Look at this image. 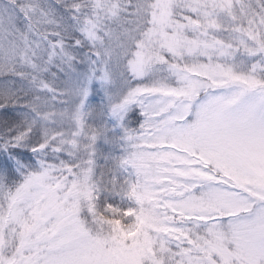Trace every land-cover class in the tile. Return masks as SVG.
Instances as JSON below:
<instances>
[{
  "label": "snow or ice",
  "instance_id": "snow-or-ice-1",
  "mask_svg": "<svg viewBox=\"0 0 264 264\" xmlns=\"http://www.w3.org/2000/svg\"><path fill=\"white\" fill-rule=\"evenodd\" d=\"M0 264H264V0H0Z\"/></svg>",
  "mask_w": 264,
  "mask_h": 264
}]
</instances>
